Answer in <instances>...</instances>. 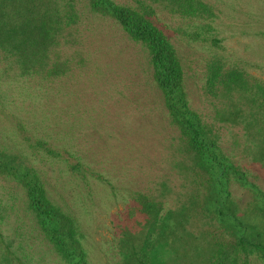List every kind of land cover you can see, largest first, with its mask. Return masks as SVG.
Masks as SVG:
<instances>
[{
  "label": "rangeland",
  "instance_id": "rangeland-1",
  "mask_svg": "<svg viewBox=\"0 0 264 264\" xmlns=\"http://www.w3.org/2000/svg\"><path fill=\"white\" fill-rule=\"evenodd\" d=\"M207 1L211 18L150 3L180 58L188 100L209 122L212 98L204 80L211 58L264 80V0ZM76 2V40L62 38L63 75L17 76L0 52V150L33 168L46 196L74 216L87 264H115L116 226L131 193L164 195L166 208L177 204L184 179L179 164L189 156L152 79L145 46L92 13L86 0ZM215 124L227 154L264 188V169L241 151L240 126ZM230 190L236 201L247 197L237 183ZM0 264H66L27 208L23 188L1 174Z\"/></svg>",
  "mask_w": 264,
  "mask_h": 264
},
{
  "label": "trees",
  "instance_id": "trees-1",
  "mask_svg": "<svg viewBox=\"0 0 264 264\" xmlns=\"http://www.w3.org/2000/svg\"><path fill=\"white\" fill-rule=\"evenodd\" d=\"M133 1L135 5L113 0L86 4L147 49L152 79L189 162L179 164L184 179L177 204L166 208L164 195L131 193L116 226L115 264H264V188L227 154L215 124L240 126L245 141L241 151L264 169V80L227 66L221 57L211 58L204 80L212 98L208 122L188 100L180 58L150 2L197 18L214 16L213 5L207 0ZM79 20L76 0H0L2 57L17 76H61L68 69V60L61 55L62 40L67 41L66 35L76 40ZM0 174L23 188L27 208L61 259L87 264L74 216L46 196L38 173L0 150ZM232 183L246 191L244 201L233 198Z\"/></svg>",
  "mask_w": 264,
  "mask_h": 264
}]
</instances>
